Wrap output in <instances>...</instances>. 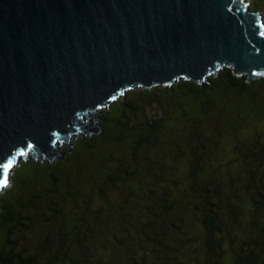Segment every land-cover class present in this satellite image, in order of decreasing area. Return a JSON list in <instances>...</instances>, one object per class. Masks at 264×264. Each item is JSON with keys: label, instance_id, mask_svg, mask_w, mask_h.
<instances>
[{"label": "trees", "instance_id": "1", "mask_svg": "<svg viewBox=\"0 0 264 264\" xmlns=\"http://www.w3.org/2000/svg\"><path fill=\"white\" fill-rule=\"evenodd\" d=\"M140 94L158 100L154 89ZM164 98L178 110L172 122L137 125V114L126 111L135 105L131 93L102 114V133L76 138L65 159L29 156L15 167L11 187L0 194V264H264V130L247 138L239 131L240 120L264 124V78L249 83L226 68L202 86L182 80L165 88ZM219 136L235 137L237 159L215 162L226 149ZM241 190L247 219L231 218L226 202ZM37 220L46 241L30 245L34 253L17 251L15 229ZM194 220L200 225L190 229ZM187 227L190 237L172 247ZM53 244L61 246L58 256L42 252Z\"/></svg>", "mask_w": 264, "mask_h": 264}, {"label": "water", "instance_id": "2", "mask_svg": "<svg viewBox=\"0 0 264 264\" xmlns=\"http://www.w3.org/2000/svg\"><path fill=\"white\" fill-rule=\"evenodd\" d=\"M248 0H0V192L30 155L66 157L134 89L264 78V19ZM5 165H8L6 168Z\"/></svg>", "mask_w": 264, "mask_h": 264}, {"label": "rangeland", "instance_id": "3", "mask_svg": "<svg viewBox=\"0 0 264 264\" xmlns=\"http://www.w3.org/2000/svg\"><path fill=\"white\" fill-rule=\"evenodd\" d=\"M248 1L251 2V7L250 8L253 11L259 10L261 12V14L263 15V19H264V9H263L264 8V4L262 3V0H248ZM258 6H260V7H258ZM246 79H247V77H246ZM165 88H168V87H157V88H154V92H156V95H157L156 97L158 98L157 102H152V101L144 100L143 96L140 94L143 91V89H134L132 91H128L125 96L121 97L120 99L116 100L113 103L120 102L121 100H123L124 98H127L128 95L132 93V94H134V100H135L134 101V103H135L134 107L135 108L134 107H128L126 111L128 113H131L132 115L133 114H137V116H136V120L138 118V120L136 121L137 125L138 124H142V123L149 124V123H152L154 120H158V121L161 120V122L163 121L162 122V125H163V123L172 122V119L171 118H172V116L174 117V112L178 111V110H175L174 111V110H171L169 108L168 103H167V101L169 99L167 100V99L164 98V90H165ZM253 91L255 92V89ZM171 100L172 99H170V101ZM113 103H111V104H113ZM110 108H111V106H109V107L101 110V112H100L101 117L103 116L102 114L106 113L107 111H110ZM241 111H244V110L242 109ZM131 114H129V116H131ZM234 114H237V113L235 112ZM243 114H245V113H243ZM164 120H165V122H164ZM252 120H253V122H252ZM252 120H243V121L240 120L241 121L240 123H241V126L242 127H241L240 130L239 129L238 130L240 131V135L241 136H245V138H247V136H250V137L257 136V133H259V131L264 130V124L263 123L254 121V119H252ZM208 129H209V131H212L211 133H213V134H215V135L218 136L219 129H217V128L216 129H213L212 127H210V128L208 127ZM167 131L164 133V135L162 136V138H165V136L167 138V136H169L170 133H172V131H169V130H167ZM162 133H163V130H162ZM81 136H83V135H79V136L73 137L72 140H71V144H73V142H75L76 138L81 137ZM218 138L221 139V141L219 143L222 144V146H224L226 149H225V151H220V153L218 154V159L215 162L216 163H219V162H225L223 160H227V161L230 160V161H232V160L237 159L236 154L234 153L235 152L234 149L236 148L235 147V145H236V143H235V137L233 136L232 138L229 139L227 137L226 138H223V136H219ZM67 148H68V146H66V145H62L61 146V149H63V150H67ZM68 149H70V148H68ZM23 159H21L20 164H18V166H16V168H18V167L21 166V164L24 162ZM33 159H35V158H33ZM35 160H37V159H35ZM167 162H168L169 165H173V163H175L172 156H170L168 158V161ZM168 164L165 163L166 170H167V165ZM16 168H14V169H16ZM157 176L160 178L158 180L164 181L163 179H161V178H165L164 175L158 174ZM168 176H169V178L171 177L170 176V173H168ZM239 186L241 187L240 184H239ZM10 187H11V185L8 186L7 188H5L4 191H6V189H8ZM3 192H0V194H2ZM126 194L128 195V197L131 196L128 193H126ZM224 194L227 197L226 189L224 190ZM110 196H111V198L112 197H116L117 198L118 197V192H116L115 189L113 188V189L110 190ZM239 196H240L239 199H237L236 197H233L232 199H229L228 198L229 201L226 202L227 204L228 203L231 204V207H230V210H231L230 211V217L231 218H234V216L237 215V218L240 219V216L244 214L243 218L244 219H247V213L248 212H245V210H247L246 209V205H248V204H246L245 192L241 190V192L239 193ZM119 201L122 202L121 199ZM224 205H226V204H224ZM119 209L121 210L122 207L119 208ZM129 210L132 213H135V212L137 213V211H138L137 207H135L134 204H131V206L129 207ZM189 216H191V214H189V215H187L185 217L186 219L189 218V219H187L188 220L187 221L188 225H189V222H190V217ZM42 218H44V217H42ZM248 219H251V218H248ZM105 223H103V225ZM108 223H110V225H114V222L112 223V220L111 219H110V222H108ZM44 224L45 223H43V220H37L35 223L32 224V228H30V229H23V228L20 227L21 228L20 230L19 229L16 230L14 228L15 231L13 233V240L15 239L18 242V245H19V247L17 248V251H19L21 248H23V249L26 248V250H27L26 252H28V253H34V251L31 250L30 245L37 246L38 247V246H40V243L41 242H45L46 241L47 229L45 228V230H43ZM231 224H232V222H231ZM194 225H196V226L197 225H200L199 224V221H197V220L192 221L190 223L189 228L192 229V227ZM16 227H19V226H16ZM105 227L106 226H104V227L99 226L98 229H102L103 230ZM24 230H26V233H24ZM184 230H187L186 234L185 235L182 234L181 235V238L177 242H175V243L172 244V247L175 248L177 246V244L179 246L182 245L181 242L182 241H185L186 239H188V237H190V235H188V233L191 232V231L188 230V227L187 228H184ZM100 234H103V233L100 231ZM191 235H193V233H191ZM171 236H173V235H171ZM0 240H1L0 243L1 244H4V242H3V240L1 238H0ZM160 241H162L164 243L167 242V240L166 239H163V238H161ZM60 248H61V246H59L58 244H53V245L47 246L46 249H45V251L42 249V252H45L46 253V251L47 252H50L51 251L53 254H55V256H58L57 251H59ZM46 254H48V253H46ZM103 254L106 255V254H108V252L107 251H103ZM179 255L184 258V252L181 253V254H179ZM39 261H40V263H42V258ZM185 261L187 262V264H191L192 263L191 261L188 260V258L185 259ZM158 262H160V261L158 260ZM163 263H164V261L161 260L160 264H163Z\"/></svg>", "mask_w": 264, "mask_h": 264}, {"label": "clouds", "instance_id": "4", "mask_svg": "<svg viewBox=\"0 0 264 264\" xmlns=\"http://www.w3.org/2000/svg\"><path fill=\"white\" fill-rule=\"evenodd\" d=\"M30 156H31V155H30ZM18 164H19V162L17 163V165H18ZM17 165H16V166H17ZM16 166H15V167H16ZM15 167H14V168H15Z\"/></svg>", "mask_w": 264, "mask_h": 264}, {"label": "snow or ice", "instance_id": "5", "mask_svg": "<svg viewBox=\"0 0 264 264\" xmlns=\"http://www.w3.org/2000/svg\"><path fill=\"white\" fill-rule=\"evenodd\" d=\"M5 167L7 168V167H8V165H5Z\"/></svg>", "mask_w": 264, "mask_h": 264}, {"label": "bare ground", "instance_id": "6", "mask_svg": "<svg viewBox=\"0 0 264 264\" xmlns=\"http://www.w3.org/2000/svg\"><path fill=\"white\" fill-rule=\"evenodd\" d=\"M111 105V104H110Z\"/></svg>", "mask_w": 264, "mask_h": 264}, {"label": "flooded vegetation", "instance_id": "7", "mask_svg": "<svg viewBox=\"0 0 264 264\" xmlns=\"http://www.w3.org/2000/svg\"><path fill=\"white\" fill-rule=\"evenodd\" d=\"M96 136V135H95Z\"/></svg>", "mask_w": 264, "mask_h": 264}]
</instances>
